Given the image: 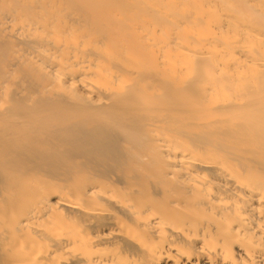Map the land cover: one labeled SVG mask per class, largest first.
Listing matches in <instances>:
<instances>
[{
    "label": "bare ground",
    "instance_id": "obj_1",
    "mask_svg": "<svg viewBox=\"0 0 264 264\" xmlns=\"http://www.w3.org/2000/svg\"><path fill=\"white\" fill-rule=\"evenodd\" d=\"M0 264H264V0H0Z\"/></svg>",
    "mask_w": 264,
    "mask_h": 264
},
{
    "label": "rangeland",
    "instance_id": "obj_2",
    "mask_svg": "<svg viewBox=\"0 0 264 264\" xmlns=\"http://www.w3.org/2000/svg\"><path fill=\"white\" fill-rule=\"evenodd\" d=\"M58 88H61V85H58Z\"/></svg>",
    "mask_w": 264,
    "mask_h": 264
}]
</instances>
